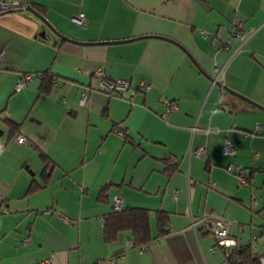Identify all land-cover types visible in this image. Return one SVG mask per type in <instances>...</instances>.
<instances>
[{"label": "crops", "instance_id": "crops-1", "mask_svg": "<svg viewBox=\"0 0 264 264\" xmlns=\"http://www.w3.org/2000/svg\"><path fill=\"white\" fill-rule=\"evenodd\" d=\"M27 1L68 38L26 9L0 10V264H223L244 244L260 254L264 110L222 85L264 106V0ZM98 65L129 87L102 91ZM115 195L149 210L153 235L165 211L168 232L141 247L128 232L105 242ZM216 220L237 245H215Z\"/></svg>", "mask_w": 264, "mask_h": 264}, {"label": "trees", "instance_id": "trees-1", "mask_svg": "<svg viewBox=\"0 0 264 264\" xmlns=\"http://www.w3.org/2000/svg\"><path fill=\"white\" fill-rule=\"evenodd\" d=\"M28 4L30 3L28 2ZM34 8L43 15L44 12L43 6L35 5ZM39 21L41 22L40 19ZM54 79L55 77L51 73H49V71H44L41 74L40 89L42 91L48 90V88L51 87L52 83L54 82ZM4 122L7 125L8 135L9 136L14 135L18 127L17 123L7 117L4 118ZM173 165L174 164L169 165L170 170L174 169ZM103 191L104 188L102 189V192ZM154 218L157 229L155 235L152 234L150 229V212L148 209L143 207H128V206L127 207L123 206L121 209H112L111 211L106 213L102 219V223H103L102 238L105 242L111 243L116 240L119 233L128 232L131 236L132 246H136V247L144 246L152 239L162 237L168 232V226H169L168 214L165 211L159 210L154 213ZM91 264H115V263L114 262L110 263L103 259H98L92 262ZM223 264H260V262L258 258L254 255L251 246L248 244L247 245L244 244L239 249L234 248L229 254H226Z\"/></svg>", "mask_w": 264, "mask_h": 264}, {"label": "built area", "instance_id": "built-area-1", "mask_svg": "<svg viewBox=\"0 0 264 264\" xmlns=\"http://www.w3.org/2000/svg\"><path fill=\"white\" fill-rule=\"evenodd\" d=\"M28 5V2L26 0H0V10H15V9H25ZM71 19L73 22H75L77 25L83 27L86 24V17L83 12H78L75 15H72ZM238 35L241 37V39H244L245 34L240 32ZM3 55V51H0V58ZM95 75L98 79V87L108 93H121L124 90H126L130 83L126 79L121 78H115L111 79L105 76L104 68L101 65H98L95 69ZM220 75L221 70L218 71L217 74H215L212 77L213 82H219L220 81ZM30 78V76L26 75L24 78L20 79L18 83L16 84V88L19 89L20 87L24 86L26 81ZM142 89H148L150 87L149 83H141ZM84 99V97H83ZM175 108V105L173 102H169L166 100L165 102V111L162 114L163 117L166 116V114L172 109ZM16 140L18 143H23L25 141V137L22 135H17ZM222 153H233L234 149L232 145L225 141L224 144L221 146ZM190 154L201 156L203 154V146H197L190 150ZM174 158H170V161L173 162ZM238 180L240 184H245L246 180L245 177L242 175H238ZM123 207L122 199L119 195H115L113 198V208L114 209H121ZM213 235L215 238V245L219 247H227L232 245H237L236 240L234 237L229 235L228 232V226L227 222L223 220H216L213 225ZM129 244H132V240H129ZM242 245H239L238 247H241ZM256 257L258 258L260 264H264V246L263 251L260 254H256ZM110 263H113L112 261H107Z\"/></svg>", "mask_w": 264, "mask_h": 264}, {"label": "water", "instance_id": "water-1", "mask_svg": "<svg viewBox=\"0 0 264 264\" xmlns=\"http://www.w3.org/2000/svg\"><path fill=\"white\" fill-rule=\"evenodd\" d=\"M26 9L30 12H32L38 19H40L45 25H47V27L49 29H51L54 33H56L57 35H59L60 37H63V38H68V37H64V35H62L60 32H58L48 21L47 19L38 11L36 10L31 4H28L26 6ZM133 38H138V37H132V38H126V39H122V40H130V39H133ZM117 41H120V40H117ZM117 41H113V42H117ZM106 42H111V41H96V42H93V43H106ZM86 43V42H85ZM90 43V42H88ZM219 83V82H218ZM222 87L227 90L229 93L237 96V97H240L241 99H244L252 104H254L255 106L261 108L262 110H264V106L252 101L251 99L247 98L246 96L230 89L229 87H227L226 85H222Z\"/></svg>", "mask_w": 264, "mask_h": 264}, {"label": "rangeland", "instance_id": "rangeland-1", "mask_svg": "<svg viewBox=\"0 0 264 264\" xmlns=\"http://www.w3.org/2000/svg\"><path fill=\"white\" fill-rule=\"evenodd\" d=\"M260 219H261L262 224L264 225V219H262V218H260ZM229 235L232 236L230 233H229Z\"/></svg>", "mask_w": 264, "mask_h": 264}]
</instances>
